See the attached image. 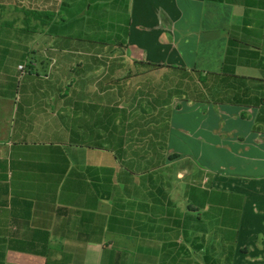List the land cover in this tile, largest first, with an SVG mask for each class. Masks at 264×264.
<instances>
[{
	"label": "crops",
	"instance_id": "1",
	"mask_svg": "<svg viewBox=\"0 0 264 264\" xmlns=\"http://www.w3.org/2000/svg\"><path fill=\"white\" fill-rule=\"evenodd\" d=\"M55 1L0 0V264H264V0H123L132 68L206 76L140 107L19 69L7 22Z\"/></svg>",
	"mask_w": 264,
	"mask_h": 264
},
{
	"label": "rangeland",
	"instance_id": "2",
	"mask_svg": "<svg viewBox=\"0 0 264 264\" xmlns=\"http://www.w3.org/2000/svg\"><path fill=\"white\" fill-rule=\"evenodd\" d=\"M61 2L65 5L62 6ZM61 2L55 1L60 5L48 7L21 8L20 13L10 17L7 22V27H10L7 31L11 32L7 42L11 43L10 46L25 49L27 53L26 63H20L24 66L25 72L29 65L32 66L29 63L35 58L38 65L43 63L38 68L43 74L51 71L70 81L102 80V84L110 79L114 82L119 80L117 82L123 86L111 88L116 90L111 94L119 97L128 95L130 103H121L125 106L137 104L140 107L136 102L142 95L154 96L158 92H164L168 97L171 96V92L177 93L181 89L183 95L185 93L187 96L191 92L189 86L191 82L185 80L184 83L187 85L179 87L180 76L171 70L162 69L146 73L136 66L131 67L123 51L125 46L122 47L119 43L121 39H117L119 31L112 21L114 9L110 6L111 0H103L99 4L91 0ZM114 8L119 11V4ZM63 49L65 50L61 52ZM98 51H101V56L96 57L102 62L95 63L92 61L93 53ZM49 57L54 58L50 63L52 67H49L47 61ZM117 65L123 66L122 69L119 67L120 75H117L116 71H110ZM96 88L100 89V86ZM74 89L79 88L71 87V91ZM177 104L178 101L174 100L173 106Z\"/></svg>",
	"mask_w": 264,
	"mask_h": 264
},
{
	"label": "trees",
	"instance_id": "3",
	"mask_svg": "<svg viewBox=\"0 0 264 264\" xmlns=\"http://www.w3.org/2000/svg\"><path fill=\"white\" fill-rule=\"evenodd\" d=\"M93 1H99V0H93ZM101 1H103V0H101ZM113 3H114V5L119 4V9H120L119 13H117L116 15H113V18H112V21H114L113 23L118 27L117 31H119V33L117 34V39L118 40L121 39V42H119V43H121L122 47H123V45L125 47H127L126 37L128 36V30H129V25H130V20L126 19L125 14H124L127 10V5L124 3L123 0H113ZM88 7H89V5H88ZM139 64L148 69L147 73L159 71L161 69H167V70L173 71L174 73H176L180 76L181 83H179V87L187 85L184 83L185 80L188 81L189 79H192V80L194 79L193 75L190 78L189 73L186 72V70H184V69L173 68V67L158 65V64L143 63V62H139ZM193 72L197 74V76H198L197 78H198L199 83H198L197 87L192 85L191 92L193 94L194 90L196 89L197 95L199 96L198 98L201 99L200 97L202 95L203 96L205 95V92L203 91V87H201V85L203 86L206 84V76H204L202 72L197 71V70H193ZM177 92H179V90Z\"/></svg>",
	"mask_w": 264,
	"mask_h": 264
},
{
	"label": "built area",
	"instance_id": "4",
	"mask_svg": "<svg viewBox=\"0 0 264 264\" xmlns=\"http://www.w3.org/2000/svg\"><path fill=\"white\" fill-rule=\"evenodd\" d=\"M19 69H20L22 72H24V66L20 65V66H19Z\"/></svg>",
	"mask_w": 264,
	"mask_h": 264
}]
</instances>
